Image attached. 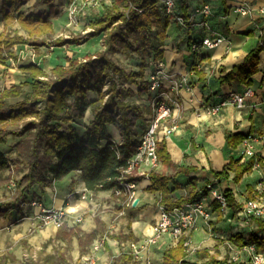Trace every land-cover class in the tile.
Instances as JSON below:
<instances>
[{"label":"trees","instance_id":"trees-1","mask_svg":"<svg viewBox=\"0 0 264 264\" xmlns=\"http://www.w3.org/2000/svg\"><path fill=\"white\" fill-rule=\"evenodd\" d=\"M21 1L0 0V14L7 19L17 18L31 34L29 37L18 33L1 34L2 62L7 59L5 52L11 54L12 47L16 44L62 47L66 44H85L98 36H102V41L95 51H87L81 57H69L67 63L56 64L51 72L37 63L22 65L26 76L31 78L28 82L31 91L17 104H8L0 99V145L6 142L9 135L18 137V155L28 165V171L15 181V195L11 199L0 200V215L11 216L16 204L28 200L29 191L35 184L53 186L56 180L72 171H77L78 178L87 190H113L117 195L116 190L120 189L124 193L127 183L139 182L147 176L146 173L127 171L126 168L140 142L141 133L137 129V122L151 112L149 105L130 99L133 89L128 84L136 83L142 78L146 66L152 60L163 58L167 30L174 22L173 17L166 12L161 0H114L89 32L67 38H41L42 34L53 32L51 17L46 12L24 13L20 8ZM56 1L37 0V4L54 7ZM179 12L188 22L189 0H181ZM263 50L264 32L260 35L258 44L222 81L238 78L246 82L258 71L260 53ZM118 53H137L141 59L140 64L128 69L115 59ZM89 92L96 93L98 97L91 100ZM39 103H43L42 108H39ZM88 108H91L94 115L90 122L83 120ZM111 125L119 129L122 138L120 143L114 141ZM246 135L226 132V140L229 146L235 148ZM157 154L159 161L170 162L165 139L159 141ZM256 161L262 162L259 157L232 159L227 168L215 173L230 176L231 171L234 174L233 180L239 182L246 172L255 167ZM13 164V159L0 149V170L10 168ZM148 175L152 180L150 190L163 192L162 201L170 209L196 197L171 202L165 197L169 192L171 177L155 171ZM224 194L228 207L235 210L242 208L243 204L237 200L233 189H226ZM215 204L221 209L219 202ZM253 219L257 229L249 235L248 243H253L264 251V217ZM57 233L63 238L68 235L62 226ZM123 237L135 238L132 233L124 234ZM235 237L242 239L243 233H237ZM114 238L122 240L120 236ZM186 238L187 236H182L176 245L165 248L162 264H216L222 261L211 254L208 248L197 249L196 257L189 258L190 253L184 246ZM78 239L83 255L87 252L86 245L94 241L95 234H78ZM111 254L113 264H141L130 252L122 250L118 255ZM231 263L251 264L246 261ZM34 264L44 263L36 260Z\"/></svg>","mask_w":264,"mask_h":264},{"label":"crops","instance_id":"crops-1","mask_svg":"<svg viewBox=\"0 0 264 264\" xmlns=\"http://www.w3.org/2000/svg\"><path fill=\"white\" fill-rule=\"evenodd\" d=\"M205 2H209L212 7V13L207 18L196 14V8ZM242 4L250 9L247 14L237 10V6ZM189 14L187 26L177 22L169 26L164 56L160 59L163 61L160 88L153 91L148 88L154 72L151 62L146 66L144 76L128 85L133 89L130 97L132 101L151 107L150 114L137 122L140 133L149 125L159 102L165 101L172 109L171 116L162 122L159 132V139H165L170 162L160 161L155 168L145 166L147 176L139 182H133L134 186L125 191L132 202L129 208H124V213L132 217L126 229L137 238L143 239L153 234L152 225L160 216L161 206H166L162 201L163 192L150 190L152 180L148 174L152 171L171 177L169 192L165 196L171 202L198 196L210 182L223 191L233 189L237 200L242 203L249 197L264 196V181L260 180L264 178V50L260 53L258 71L246 82L238 78L222 81L258 44L264 32V0H189ZM203 20H207L208 26L201 23ZM215 34L223 35L225 40L213 48L204 46L197 54L191 50L193 41ZM137 63L139 65L140 61ZM248 87L254 90V95L246 99L243 107L228 104L216 114L208 111L210 105L221 102L231 93H242ZM93 116L91 108H88L85 121L90 122ZM172 124L177 125L176 130L166 135L163 126ZM110 130L114 141L120 143L122 138L119 129L111 125ZM226 132H253L263 136L257 146V157L262 160L263 170L254 167L239 182L233 180L231 171L230 176L216 175L215 172L227 168L232 159L241 158V144L235 148L229 146ZM75 175L77 171H72L56 180L60 186L55 197L49 200L53 206L71 208L72 198L77 197L83 188L86 189L81 180L73 182L78 177ZM68 177V182H65ZM213 207L211 220H201L193 238L190 236L192 246L196 245L198 249L209 247L208 240L212 238H209L206 228L210 229L212 223L213 227H220V237L227 242L226 230L232 227L240 231L233 222L238 210L230 207L222 210L215 203ZM49 227L57 229L53 225ZM98 260L99 257L97 262L100 264Z\"/></svg>","mask_w":264,"mask_h":264},{"label":"rangeland","instance_id":"rangeland-1","mask_svg":"<svg viewBox=\"0 0 264 264\" xmlns=\"http://www.w3.org/2000/svg\"><path fill=\"white\" fill-rule=\"evenodd\" d=\"M72 1L74 0H57L54 7H49L43 3L37 4V0H22L20 8L26 14L31 11L46 12L52 19L54 29L53 32L44 33L40 37L55 39L89 32L94 24L104 16L106 7L114 2V0H100L98 8L81 5L80 13L71 15L69 7H71ZM179 3L178 11H181V0ZM173 20L177 22L174 18ZM3 33L31 36L17 18L7 19L0 14V35ZM101 38L102 36L94 37L86 45L66 44L62 47L14 45L11 54L5 52L7 54L6 61H0V99H4L8 104H17L31 91V85L28 83L31 78L26 76L21 68L22 65L37 63L47 72H51L56 64L67 63L69 57H81L89 50L95 51L101 46ZM115 59L128 69L136 68L137 62L141 60L137 53L132 55L118 53L115 55ZM88 96L91 100L98 97L94 92H89ZM38 106L42 108L43 103H39ZM83 120L85 121V117ZM150 123L151 121H149ZM17 142L18 137L9 135L6 142L0 145V149H3L14 162L12 167L0 170V200L11 199L15 195V181L28 171L27 162L18 155ZM257 169L263 170L262 164ZM69 178L65 182H68ZM78 180H80L78 177L74 178L73 182ZM260 180L263 182L264 178ZM59 186L57 181L49 187L35 184L29 191L28 200L16 204L11 216L0 215V264H34L36 260L42 261L44 264H87V256L91 254L99 257L100 264H111L113 260L111 253L118 255L122 250L129 251V243L133 238L125 239L123 235L130 234L126 227L130 224L132 217L128 213H124V208H129L132 202L126 192L121 193L117 189V195L113 193V190L90 194L84 188L80 190L77 197L72 198L71 208L61 207L65 212L61 226L68 233L66 238H63L58 236V228L53 223H46L42 220L40 209L33 203L34 200H37L46 206L53 207V203L49 200L51 197H55ZM84 192H86L85 197L83 196ZM233 219L240 231L232 227L226 230L228 242L226 239H221V234L218 232L220 227H213L212 223L210 229L206 228L209 238H212L208 240V249L211 250V254L222 260L216 264H232L234 254L248 243L249 235L253 231L256 232V222L253 218L243 219L236 215ZM52 224L57 228L56 230L49 227ZM85 232H93L95 239L91 244L86 245L87 252L81 255L78 234ZM235 232H242L243 238L237 239ZM194 233L195 231L189 236L193 238ZM114 236H120L122 240L118 242ZM134 239L142 238L135 237ZM96 246L98 247L96 248ZM167 247V243L160 242L143 251L142 261L136 260L143 264L144 258L148 256L156 264H162L163 252ZM193 247L198 249L196 245ZM195 257L196 252L191 250L189 258ZM243 260L246 261V255Z\"/></svg>","mask_w":264,"mask_h":264},{"label":"built area","instance_id":"built-area-1","mask_svg":"<svg viewBox=\"0 0 264 264\" xmlns=\"http://www.w3.org/2000/svg\"><path fill=\"white\" fill-rule=\"evenodd\" d=\"M164 5L166 12L170 14L177 22L183 26H187L188 22L184 19L182 13L178 9V0H161ZM83 6H100V0H74L71 2L70 13L71 15L79 14ZM82 8V7H81ZM243 14L249 12V8L246 4L237 6ZM212 13V7L209 2H205L201 6L196 8V14L207 18ZM203 25L208 26L207 20L201 22ZM225 40L223 35H213L205 36L200 41H193L191 43V50L197 54L202 47L206 46L213 48L218 46ZM151 64L154 65V72L151 75V81L148 84L149 90H157L160 88L163 80V61L162 60H152ZM254 95V90L251 87L246 88L242 93H231L223 99L221 102L210 105L208 111L216 114L221 111V109L228 105L234 104L238 107H243L246 103V99ZM172 114L171 107L165 102L161 101L156 105L151 123L141 132L140 142L137 147L136 153L128 161L127 171L137 170V172L145 173L147 170L145 166L149 168H155L159 164L157 149L158 143L161 141L159 139V132L162 122L170 117ZM177 128L176 124L164 125L163 130L165 134H171ZM263 136L259 133H247L243 141L241 142V158L247 159L251 157H257V146L262 142ZM260 161H256L255 167L260 165ZM263 185V183H261ZM127 188L134 186V183H127ZM207 191H202L195 198L183 203L180 206H175L173 208H168L167 206H161L160 216L154 221L152 228L153 234L146 236L143 239L131 240L129 245L130 252L135 259L142 261L144 257L143 251L149 249L151 246H155L160 242L167 243L168 246H173L177 244L182 236H187L184 241V246L187 250L196 251L192 246V240L189 236L190 233L194 232L199 228L201 220L209 222L212 218L214 211L213 204L219 202L221 204V209L227 208V200L225 194L220 187L215 183H208L206 187ZM119 192L122 191L119 189ZM86 192L83 196L85 197ZM33 203L40 209V215L42 220L46 223H53L57 228L63 224V218L65 212L61 207H49L43 202L34 200ZM242 208L237 211L238 215L247 218H263L264 217V196L247 198L242 203ZM98 246H96L97 248ZM246 255V261L251 264H264V251L260 250L255 244L248 243L244 245L239 251L234 254V261H244V255ZM87 264H98L97 256L91 254L87 256ZM143 264H156L148 256L144 258Z\"/></svg>","mask_w":264,"mask_h":264},{"label":"water","instance_id":"water-1","mask_svg":"<svg viewBox=\"0 0 264 264\" xmlns=\"http://www.w3.org/2000/svg\"><path fill=\"white\" fill-rule=\"evenodd\" d=\"M134 203H135V205H136V204H137V200H135V202H134Z\"/></svg>","mask_w":264,"mask_h":264},{"label":"bare ground","instance_id":"bare-ground-1","mask_svg":"<svg viewBox=\"0 0 264 264\" xmlns=\"http://www.w3.org/2000/svg\"><path fill=\"white\" fill-rule=\"evenodd\" d=\"M53 225V224H52Z\"/></svg>","mask_w":264,"mask_h":264}]
</instances>
